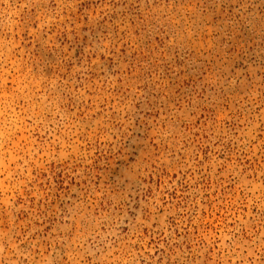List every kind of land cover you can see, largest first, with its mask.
I'll return each instance as SVG.
<instances>
[{
	"label": "rangeland",
	"instance_id": "rangeland-1",
	"mask_svg": "<svg viewBox=\"0 0 264 264\" xmlns=\"http://www.w3.org/2000/svg\"><path fill=\"white\" fill-rule=\"evenodd\" d=\"M0 264H264V0H0Z\"/></svg>",
	"mask_w": 264,
	"mask_h": 264
}]
</instances>
